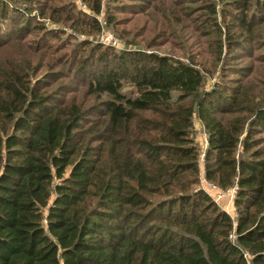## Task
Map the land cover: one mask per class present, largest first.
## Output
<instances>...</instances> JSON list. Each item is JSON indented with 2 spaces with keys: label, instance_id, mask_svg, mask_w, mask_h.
Returning <instances> with one entry per match:
<instances>
[{
  "label": "trees",
  "instance_id": "1",
  "mask_svg": "<svg viewBox=\"0 0 264 264\" xmlns=\"http://www.w3.org/2000/svg\"><path fill=\"white\" fill-rule=\"evenodd\" d=\"M113 57L120 68L83 85L93 102L38 93L24 69L0 66V264H264V74L225 93L203 90L211 72L193 60ZM200 173L234 188V218Z\"/></svg>",
  "mask_w": 264,
  "mask_h": 264
},
{
  "label": "rangeland",
  "instance_id": "2",
  "mask_svg": "<svg viewBox=\"0 0 264 264\" xmlns=\"http://www.w3.org/2000/svg\"><path fill=\"white\" fill-rule=\"evenodd\" d=\"M96 1L98 13L89 8ZM241 1L235 7L231 0H0V66L24 69L38 93L88 102L94 100L83 94L84 83L102 69L119 67L113 56L125 50L203 65L211 72L203 90L219 83L229 93L227 88L246 81L258 87L264 74V0ZM227 37L236 42L227 44ZM132 90L122 83L124 93ZM92 119L94 113L87 112L81 123ZM192 128L201 170L205 133L196 122ZM199 176L197 186L233 214L230 191Z\"/></svg>",
  "mask_w": 264,
  "mask_h": 264
},
{
  "label": "built area",
  "instance_id": "3",
  "mask_svg": "<svg viewBox=\"0 0 264 264\" xmlns=\"http://www.w3.org/2000/svg\"><path fill=\"white\" fill-rule=\"evenodd\" d=\"M193 126H194V124H193ZM205 145H206V138H205ZM205 145H204V147H205ZM202 155H203V153H202ZM213 187L215 186V185H212ZM216 187V186H215ZM214 187V188H215ZM217 188V187H216ZM219 189V188H218ZM219 190H221V189H219ZM221 191H225V192H229L230 191V196L232 197V200H233V196H234V188H228V189H225V190H221ZM214 200V199H213ZM215 201V200H214ZM216 202V201H215ZM231 204H232V202H231ZM223 209V208H222ZM230 209L232 210V212H233V214H231L230 212H229V210H225V209H223L231 218H234L235 216H236V213H235V210H234V207H233V205L230 207ZM228 237L230 238V239H233L234 238V234L233 233H229V235H228ZM244 255L245 256H247L248 257V255L246 254V253H244Z\"/></svg>",
  "mask_w": 264,
  "mask_h": 264
}]
</instances>
